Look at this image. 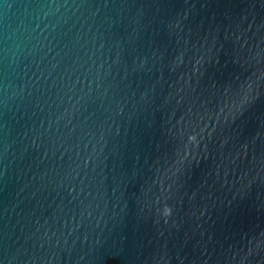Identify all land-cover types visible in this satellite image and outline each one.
Listing matches in <instances>:
<instances>
[{
	"label": "water",
	"instance_id": "1",
	"mask_svg": "<svg viewBox=\"0 0 264 264\" xmlns=\"http://www.w3.org/2000/svg\"><path fill=\"white\" fill-rule=\"evenodd\" d=\"M0 264H264V0H0Z\"/></svg>",
	"mask_w": 264,
	"mask_h": 264
}]
</instances>
